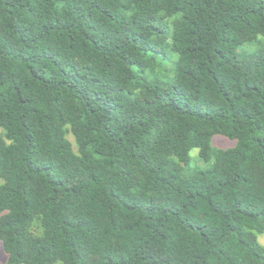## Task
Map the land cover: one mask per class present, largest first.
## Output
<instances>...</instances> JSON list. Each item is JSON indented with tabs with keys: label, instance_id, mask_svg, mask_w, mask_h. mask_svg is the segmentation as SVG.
I'll return each mask as SVG.
<instances>
[{
	"label": "trees",
	"instance_id": "16d2710c",
	"mask_svg": "<svg viewBox=\"0 0 264 264\" xmlns=\"http://www.w3.org/2000/svg\"><path fill=\"white\" fill-rule=\"evenodd\" d=\"M0 179L6 264H264V0H0Z\"/></svg>",
	"mask_w": 264,
	"mask_h": 264
},
{
	"label": "rangeland",
	"instance_id": "374dc122",
	"mask_svg": "<svg viewBox=\"0 0 264 264\" xmlns=\"http://www.w3.org/2000/svg\"><path fill=\"white\" fill-rule=\"evenodd\" d=\"M70 139L74 142V138L72 136H70ZM211 143H212V146H214V147L227 148V147L234 146L236 141L229 138V137L223 136V135H215L212 138ZM74 145H75V142H74ZM198 153H199V148H193L190 151L191 161H190L189 165L183 169V171H182L183 175H187L190 172V170L194 167H205V166H207L205 161H200L198 159ZM1 182H2V180L0 179V183ZM258 241L264 245V232L258 234ZM6 261H7V254H6L5 250L3 249L2 243L0 242V264H6Z\"/></svg>",
	"mask_w": 264,
	"mask_h": 264
}]
</instances>
